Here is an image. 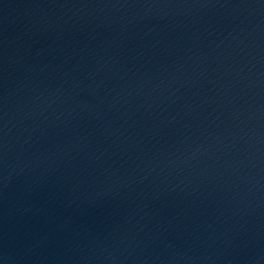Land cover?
<instances>
[{
	"label": "water",
	"instance_id": "1",
	"mask_svg": "<svg viewBox=\"0 0 264 264\" xmlns=\"http://www.w3.org/2000/svg\"><path fill=\"white\" fill-rule=\"evenodd\" d=\"M0 264H264V0H0Z\"/></svg>",
	"mask_w": 264,
	"mask_h": 264
}]
</instances>
